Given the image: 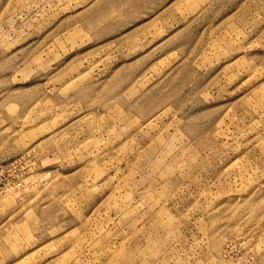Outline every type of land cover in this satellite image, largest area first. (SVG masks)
Wrapping results in <instances>:
<instances>
[{"label":"rangeland","instance_id":"374dc122","mask_svg":"<svg viewBox=\"0 0 264 264\" xmlns=\"http://www.w3.org/2000/svg\"><path fill=\"white\" fill-rule=\"evenodd\" d=\"M0 264H264V0H0Z\"/></svg>","mask_w":264,"mask_h":264},{"label":"built area","instance_id":"2783aa9c","mask_svg":"<svg viewBox=\"0 0 264 264\" xmlns=\"http://www.w3.org/2000/svg\"><path fill=\"white\" fill-rule=\"evenodd\" d=\"M33 164L34 159L30 154L0 160V197L25 188V179Z\"/></svg>","mask_w":264,"mask_h":264}]
</instances>
